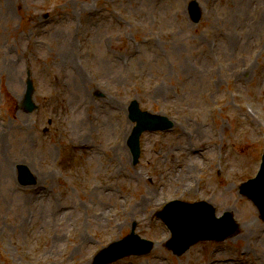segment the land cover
Wrapping results in <instances>:
<instances>
[{
    "label": "rangeland",
    "instance_id": "rangeland-1",
    "mask_svg": "<svg viewBox=\"0 0 264 264\" xmlns=\"http://www.w3.org/2000/svg\"><path fill=\"white\" fill-rule=\"evenodd\" d=\"M190 1L0 0V264H92L133 224L151 251L111 264H264V217L239 192L264 149V0H196L197 22ZM132 99L173 122L140 135L136 164ZM174 198L231 212L237 230L173 255L155 214Z\"/></svg>",
    "mask_w": 264,
    "mask_h": 264
},
{
    "label": "water",
    "instance_id": "water-1",
    "mask_svg": "<svg viewBox=\"0 0 264 264\" xmlns=\"http://www.w3.org/2000/svg\"><path fill=\"white\" fill-rule=\"evenodd\" d=\"M195 2H191V14L194 21L199 19V14L194 13ZM27 98H29L30 83L28 86ZM29 108L31 109V103L28 100ZM130 117L137 121L132 135L130 137V145L134 158H137L139 153L138 136L141 130L145 128L155 129V128H165L166 124L161 122L162 119L148 114L147 112H141L138 109L137 102L133 101L130 106ZM19 170L21 172V182L31 183L33 178L29 175L24 166H20ZM264 179L257 178L255 180H249L247 183L242 185V193L247 194L251 197L262 209L261 198L263 196V191L255 190L254 188L260 184ZM196 206V205H193ZM205 214H202L200 218L192 217L193 212L187 210L179 223H170L169 225L172 229V237L169 241V247L173 249L175 253H181L186 248H188L193 242L202 238H223L229 235L235 228V222L232 217L225 214L224 217L216 219L213 215V211L209 208L204 209ZM170 220V218H168ZM150 243L143 241L133 232L123 240L115 242L109 248L104 250V260L100 258V261L113 260L125 253H140L145 252L150 248Z\"/></svg>",
    "mask_w": 264,
    "mask_h": 264
},
{
    "label": "bare ground",
    "instance_id": "bare-ground-1",
    "mask_svg": "<svg viewBox=\"0 0 264 264\" xmlns=\"http://www.w3.org/2000/svg\"><path fill=\"white\" fill-rule=\"evenodd\" d=\"M68 53H69V52H66V51H65V52L60 53V55L58 54L59 56H58L57 58L59 59V61H60L62 64H66L67 61H69V59H68V58H69V57H68ZM120 150H121V148H120ZM205 150H206V148L201 147V148L195 150V153H196V155H199L200 157L205 158V156H206V155H204V154H205ZM117 151H118V147L116 148L114 154H116ZM170 153H171V149L168 150V154H170ZM111 160H112V159H111ZM115 165H117V164H115ZM6 167H7V166H6ZM117 167H118V166H116L115 168L117 169ZM118 170H120V167H119ZM118 170H116V171H118ZM116 171H113V173L116 172ZM185 171H186V173L188 174V172H189V168L186 167ZM187 174H182V177H183V178L188 177ZM136 181H139V180L136 178ZM106 188H107L108 190L111 189V185L106 186ZM230 189H231V186L228 188V190H230ZM154 198H157V195H156L155 193H153V192L151 191V189H148V190L145 192V195L142 197L141 200H139L138 202H136V203H134V204H129V206H130V208H131V210H132L133 213H134V212H140V211L143 209V207H145V205H146L145 201H152V200H154ZM243 205L245 206V208H243V210H244L246 213H250V215H251V214H253V213L255 212L251 204H246V203H244ZM104 214H105V213H104ZM101 221H103V220H101ZM255 223H256L255 219H253V218L251 217V220H248L245 224H243L244 233H247V232L250 230V228L253 227V226H254L255 228H258L259 226H258L257 224H255ZM57 240H58V238L55 239V242H56ZM85 242H86V238L82 236V238H81V242H80V245H84L83 243H85ZM233 261H235V260H233Z\"/></svg>",
    "mask_w": 264,
    "mask_h": 264
}]
</instances>
